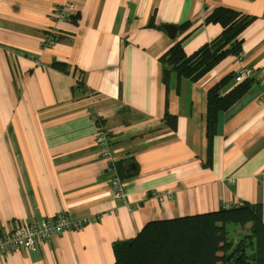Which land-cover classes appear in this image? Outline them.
Instances as JSON below:
<instances>
[{
    "label": "crops",
    "instance_id": "0c3cea01",
    "mask_svg": "<svg viewBox=\"0 0 264 264\" xmlns=\"http://www.w3.org/2000/svg\"><path fill=\"white\" fill-rule=\"evenodd\" d=\"M69 1L73 17L57 23ZM219 8L254 19L241 58L198 82L164 75L175 43L190 56L219 38L221 25L206 22ZM245 67L251 89L219 114L209 147L208 91ZM262 76L264 0H0V234L58 214L88 220L0 264H114V246L151 222L243 203L261 204L264 220ZM100 130L112 161L97 147ZM111 167L125 202L113 197ZM235 226L238 245L250 225Z\"/></svg>",
    "mask_w": 264,
    "mask_h": 264
},
{
    "label": "trees",
    "instance_id": "16d2710c",
    "mask_svg": "<svg viewBox=\"0 0 264 264\" xmlns=\"http://www.w3.org/2000/svg\"><path fill=\"white\" fill-rule=\"evenodd\" d=\"M253 21L231 9L214 10L206 22L221 25L219 38L190 56L181 42L175 43L161 58L164 75L173 69L179 80L198 82L227 57L242 56V35ZM55 66L64 69L63 65ZM235 76L228 75L208 91L209 147L216 136L219 114L231 109L251 89L252 79L237 83ZM229 224L250 225V235L235 245ZM114 255V264H264L263 207L243 203L218 212L151 222L134 239L117 243Z\"/></svg>",
    "mask_w": 264,
    "mask_h": 264
},
{
    "label": "built area",
    "instance_id": "2783aa9c",
    "mask_svg": "<svg viewBox=\"0 0 264 264\" xmlns=\"http://www.w3.org/2000/svg\"><path fill=\"white\" fill-rule=\"evenodd\" d=\"M74 13L75 6L69 1L54 11V19L57 23L68 22L73 17ZM56 42V34L53 31L49 32L43 41V48L48 49L54 46ZM252 78L253 71L245 68L236 73L235 81L241 83ZM260 83L264 85V76L260 78ZM96 143L102 155L108 158V160H111V141L109 134L105 130L99 131L96 137ZM111 169L114 171V176L111 179L113 197L125 202V185L120 176L116 173L115 167H111ZM87 223L88 220L72 221L65 214H58L54 218L43 219L39 222L30 223L24 227H18L10 233L0 234V255L20 251L21 249L32 251L39 241H48L52 237L59 236L66 231L82 229Z\"/></svg>",
    "mask_w": 264,
    "mask_h": 264
},
{
    "label": "water",
    "instance_id": "95a60500",
    "mask_svg": "<svg viewBox=\"0 0 264 264\" xmlns=\"http://www.w3.org/2000/svg\"><path fill=\"white\" fill-rule=\"evenodd\" d=\"M165 29V32L167 33L168 37L171 39V40H175L176 37H177V33H178V29L176 26L174 25H166L164 27Z\"/></svg>",
    "mask_w": 264,
    "mask_h": 264
},
{
    "label": "rangeland",
    "instance_id": "374dc122",
    "mask_svg": "<svg viewBox=\"0 0 264 264\" xmlns=\"http://www.w3.org/2000/svg\"><path fill=\"white\" fill-rule=\"evenodd\" d=\"M237 58H241V56H240V57H237ZM245 68H248V67H245ZM245 68H243V69H245ZM248 69H251V68H248ZM241 70H242V69H241ZM251 70H252V69H251ZM252 71H253V70H252ZM238 72H239V71H238ZM237 227H238V226H235V225H230V226L228 227L231 236H234V234H235V229H237Z\"/></svg>",
    "mask_w": 264,
    "mask_h": 264
}]
</instances>
